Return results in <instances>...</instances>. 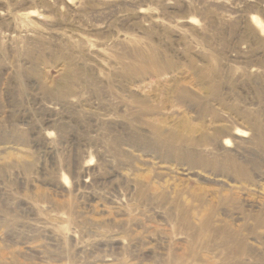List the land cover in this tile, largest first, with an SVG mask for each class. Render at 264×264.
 Segmentation results:
<instances>
[{
    "label": "rangeland",
    "instance_id": "1",
    "mask_svg": "<svg viewBox=\"0 0 264 264\" xmlns=\"http://www.w3.org/2000/svg\"><path fill=\"white\" fill-rule=\"evenodd\" d=\"M263 29L264 0H0V264H264Z\"/></svg>",
    "mask_w": 264,
    "mask_h": 264
},
{
    "label": "bare ground",
    "instance_id": "2",
    "mask_svg": "<svg viewBox=\"0 0 264 264\" xmlns=\"http://www.w3.org/2000/svg\"><path fill=\"white\" fill-rule=\"evenodd\" d=\"M252 20H253V22L258 23L259 25L261 24L260 21H259V19L256 18V17H252ZM263 31H264V29H263ZM227 143H228V142H227ZM227 143L225 142V144H227Z\"/></svg>",
    "mask_w": 264,
    "mask_h": 264
}]
</instances>
